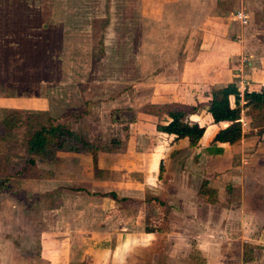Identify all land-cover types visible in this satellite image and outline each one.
Listing matches in <instances>:
<instances>
[{
  "label": "crops",
  "instance_id": "crops-1",
  "mask_svg": "<svg viewBox=\"0 0 264 264\" xmlns=\"http://www.w3.org/2000/svg\"><path fill=\"white\" fill-rule=\"evenodd\" d=\"M133 8L142 24L174 27L157 32L142 27L144 65L139 71L180 72L188 66L189 85L178 86L164 104L195 105L202 103L201 97L207 102L211 88L234 81L241 96L245 90L264 88V0H136ZM238 10L248 16L246 24L232 19ZM40 16L35 15V21ZM52 17L41 21L48 29V24L58 22H51ZM79 20L87 23L86 18ZM69 28L61 32L63 58L70 56V40L76 39V30ZM82 32L84 28L78 34ZM112 36L117 35L108 39ZM170 39L178 40L173 49ZM110 40L104 41L103 57H112L108 65L91 56L81 70L71 63H48L31 71L35 77L31 82L25 79L28 73L16 72L15 60L9 73L0 61V110L44 112L47 118L65 119L83 139L99 142L96 161L88 152L60 150L43 163L44 177L21 178L44 179L46 184L42 193L46 225L39 230L37 259L44 264L252 262L244 249L256 238V223L250 217H264V125L253 124L247 108H242L241 138L232 144L213 142L219 128L229 122L213 123L204 108L189 116L205 127L198 143L172 140L156 129L158 116L150 111L132 115L128 93L135 86L131 79L118 76L134 71V58L127 50L118 55L115 42L114 52L108 51ZM124 53L125 59L120 56ZM98 67L115 77L98 84L91 77L99 73ZM119 88L125 89L120 95ZM160 121L165 124L169 118L162 115ZM203 183L211 194L201 192Z\"/></svg>",
  "mask_w": 264,
  "mask_h": 264
},
{
  "label": "rangeland",
  "instance_id": "rangeland-1",
  "mask_svg": "<svg viewBox=\"0 0 264 264\" xmlns=\"http://www.w3.org/2000/svg\"><path fill=\"white\" fill-rule=\"evenodd\" d=\"M133 6H136V0H0V61L4 64L6 73H9L13 70V61L15 60L16 72L20 70L28 73L25 79L29 82L35 80V77L30 75L31 71L34 69L39 71L48 63L51 66L59 63L68 65L71 63L75 69L81 70L85 69L91 56L92 59L106 66L111 63L112 57L109 56L108 60L103 57L106 49L104 41L108 40L109 42L108 38L112 34L117 35L111 37L108 51L114 52L115 48L112 45L115 42L113 46L118 47V55L123 50L124 52L127 50L134 58V71L124 72L121 77L118 76V79H131L130 81L135 86L134 92L128 93L133 101L134 112L132 115L141 117L142 112L160 107L164 104V100L175 96V91L180 89L178 86L189 85L191 77L189 71L185 72L188 66L180 72H169L166 69L161 73L159 70L156 72L151 70L148 75H145L146 73L139 71L143 64L141 61L142 40L140 39L142 27L144 31H148L149 28L150 32L172 30L174 27L172 24L166 25L167 27L158 23L142 24L140 14H136V8ZM40 9L42 14H37V10ZM50 14L53 16L50 18L51 22H58H48L51 23L47 25L48 29L41 21H45L46 17L51 16ZM35 15L43 17L40 16V20L35 21ZM98 15L101 17L94 20L93 17ZM82 17L87 19L86 24H81L79 19ZM62 21L65 24H62ZM82 26L84 32L80 36L78 33L83 30ZM66 27L77 31L74 32L77 40H70L71 54L63 58L59 50V43L63 36L61 32L65 31ZM150 42L155 41L151 40ZM168 42H171L173 49V44H177L178 40L177 43L172 39ZM183 45L181 44V48ZM84 48L88 53L86 50V52L84 51ZM46 49H49L47 55L45 54ZM120 56L123 59L126 57L125 53ZM99 70V73L91 75L93 81L98 84L104 83L110 77H115L110 70L102 67ZM83 71L82 74H79L81 71H75V73L85 76ZM121 80L119 82L123 83ZM147 83H150V86H147ZM124 90L119 88L118 94L120 95ZM6 91L10 93L11 89L6 86ZM199 92H204V90L200 89ZM201 99L202 103L198 111L207 105L205 98L201 97ZM46 116L44 112L19 111L14 113L13 110H0V123L5 117H9L11 120L8 127H0V168L2 171H5L4 167L7 163L12 166L26 158L25 137L32 128L45 124ZM93 142L98 141L93 140ZM44 162L40 158L37 159L41 175H45L46 172ZM4 179V173H1L0 182ZM45 185L44 179L29 181L28 179L9 178L4 182L5 187L0 189V264H44L37 259L36 252L40 241L39 230H45L46 225L45 200L42 199ZM250 219L252 223H256L255 236H253L256 238L252 241L253 246L244 249L246 255L254 258L247 264H264V217L255 215ZM47 222L51 223V221ZM44 236L43 232L41 237ZM245 239L246 242L249 241V238ZM246 245L248 246V244ZM71 264H78V261L75 260Z\"/></svg>",
  "mask_w": 264,
  "mask_h": 264
},
{
  "label": "trees",
  "instance_id": "trees-1",
  "mask_svg": "<svg viewBox=\"0 0 264 264\" xmlns=\"http://www.w3.org/2000/svg\"><path fill=\"white\" fill-rule=\"evenodd\" d=\"M231 97L233 98V105L230 103ZM241 100H243L242 105L240 104ZM206 103L205 109L210 113L213 123L229 122L224 127L219 128L213 137V142L232 144L241 138L242 123L240 119L242 108H247V117L252 120L253 124L257 123L261 127L264 125V88L261 91L252 92L245 90L243 96H241L235 81L230 82L226 85L214 87L208 94ZM200 107V102L195 105L171 102L160 107H154L149 111L159 117L156 124L158 131L171 135L172 140L186 138L190 145H196L203 136L205 127L199 125L197 121L191 120L189 116L196 113ZM13 112L17 113L19 111ZM162 115L169 118V121L165 124L160 121ZM10 121L9 117H5L1 121L0 127H8ZM60 150L88 152L92 154L94 161L97 160L98 147L94 142L83 139L65 119L48 117L45 124L34 127L27 133L24 143L26 158L12 166L7 163L4 167L5 171L0 168V174L4 173L5 175V179L0 182V189L5 187L4 182L9 178L44 177L45 175H41L38 170L37 159L52 160L55 158L56 152ZM160 169L162 170V164ZM73 190L81 189L73 188ZM201 192L211 194L205 183L201 185ZM109 194L115 196L113 193Z\"/></svg>",
  "mask_w": 264,
  "mask_h": 264
},
{
  "label": "built area",
  "instance_id": "built-area-1",
  "mask_svg": "<svg viewBox=\"0 0 264 264\" xmlns=\"http://www.w3.org/2000/svg\"><path fill=\"white\" fill-rule=\"evenodd\" d=\"M232 19L240 24H246L248 22V16L242 10L235 11Z\"/></svg>",
  "mask_w": 264,
  "mask_h": 264
}]
</instances>
